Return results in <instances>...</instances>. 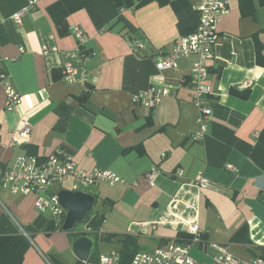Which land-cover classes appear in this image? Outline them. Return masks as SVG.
Masks as SVG:
<instances>
[{
	"label": "crops",
	"instance_id": "obj_1",
	"mask_svg": "<svg viewBox=\"0 0 264 264\" xmlns=\"http://www.w3.org/2000/svg\"><path fill=\"white\" fill-rule=\"evenodd\" d=\"M31 1L0 0L3 70L23 101L7 110L0 82V163L11 167L22 154L63 152L83 170H109L136 184L78 191L102 195V208L93 213L105 215L100 236H131L141 251L187 241L179 233L197 220L205 241L243 258L264 254V0H228L230 13L219 25L210 62L214 93L204 102L212 114L200 141L193 140L199 116L190 86L195 58L164 72L154 59L182 35L177 10L191 5L199 13L198 0ZM25 9L18 23L13 17ZM188 16L184 27L191 31ZM75 26L85 36L80 45ZM68 66L75 69L70 79L62 76ZM157 78L171 94L155 108L133 103ZM25 122L32 125L30 137L11 145ZM228 164L237 172L227 171ZM179 169L183 177L176 176ZM153 170L154 186L146 178ZM200 175L205 185L192 184ZM243 226L249 241L235 242ZM84 227L64 231L52 215L38 213L34 195H13L0 186V264H98L101 254L122 250L116 238L96 243L89 231L93 249L80 260L73 245ZM193 250L204 255L201 262H212L213 249Z\"/></svg>",
	"mask_w": 264,
	"mask_h": 264
},
{
	"label": "built area",
	"instance_id": "obj_2",
	"mask_svg": "<svg viewBox=\"0 0 264 264\" xmlns=\"http://www.w3.org/2000/svg\"><path fill=\"white\" fill-rule=\"evenodd\" d=\"M199 22L196 30L187 35H181L174 43L171 51L159 49L154 56L159 72L179 67L180 61L185 57H194L195 61L191 67L190 86L193 93V102L199 108L197 118L198 130L193 136L194 141L202 140L207 132V120L212 110L205 106L206 97L214 93L210 80V62L215 58V47L219 41V25L222 19L230 13L228 0H198ZM31 1L30 5L34 4ZM27 9L14 15V19L20 23ZM79 45L85 41L83 30L75 26L72 31ZM143 46V45H141ZM24 49H22V52ZM4 57L0 52V82L6 94V109L13 111L22 104V96L14 87L10 75L3 70ZM75 74L71 66L62 70V76L70 79ZM157 78L148 90L133 97V103L141 104L149 108H155L164 97L171 94V90L164 84L158 85ZM247 83L246 87H250ZM32 125L29 122L14 134L11 145H23L30 137ZM165 156V155H163ZM226 170L236 173L237 167L228 164ZM183 169L176 172V176L183 177ZM156 170L146 174L149 183L155 185ZM72 180L73 192L82 186H98L107 184L111 187L117 184L128 185L127 181L109 170L95 169L86 171L78 167L76 161L68 154L59 152L47 158H40L33 154H22L18 156L11 167H4L0 163V186L13 195L35 196V208L39 214L52 215L56 222L64 224L67 210L59 202V186ZM207 179L200 175L196 185H205ZM84 231H91L86 226ZM101 232V231H100ZM188 235L187 242H171L164 247H158L150 251H140L132 256L130 260L123 258L121 251L112 250L99 256L98 264H264V257L243 258L234 253L227 245L204 240V234L197 220H191L184 229ZM194 248L214 250L212 262L198 261L193 255Z\"/></svg>",
	"mask_w": 264,
	"mask_h": 264
},
{
	"label": "trees",
	"instance_id": "obj_3",
	"mask_svg": "<svg viewBox=\"0 0 264 264\" xmlns=\"http://www.w3.org/2000/svg\"><path fill=\"white\" fill-rule=\"evenodd\" d=\"M120 4L122 5H127L125 0H119ZM188 13L192 14V21L191 24H195L192 28L191 31H187V27H184V23H185V19L186 17L188 18ZM177 14L179 16L180 22H179V27L180 30L182 32V35H187L190 34L192 32H194L198 26V22H199V13H197L191 5L185 6L179 10H177ZM194 18V19H193ZM128 25H131L127 20H126ZM92 211V210H91ZM90 212H87L85 215V218L83 219V221L81 222L82 225H85L87 228H89L91 231H94L93 233H95L96 236V243L98 241H102V242H106V241H112L115 238L117 239V242H119L122 245V250L121 253L123 255V258L126 260H130V258H132V256L138 252H140L141 250H139L138 246H137V241L132 238L131 236L128 235H122V236H116V235H108L105 237L100 236V231L101 228L104 224V220H105V215L104 214H92ZM76 225V224H75ZM50 230H54V222L51 223L50 225ZM96 231V232H95ZM87 233H89V231H79L77 233L78 237H81L83 235H87ZM179 237H185L187 238L188 241V235L186 233L180 232L179 233ZM248 237V228L247 226H243L238 232L237 234L234 236V241L235 242H239L241 243L242 241H249V239H247ZM247 239V240H246ZM184 241V242H187ZM241 241V242H240ZM178 242V241H177ZM264 253V250H263ZM262 257H264V254L261 255ZM99 260V257H98Z\"/></svg>",
	"mask_w": 264,
	"mask_h": 264
},
{
	"label": "water",
	"instance_id": "obj_4",
	"mask_svg": "<svg viewBox=\"0 0 264 264\" xmlns=\"http://www.w3.org/2000/svg\"><path fill=\"white\" fill-rule=\"evenodd\" d=\"M60 204L67 210V217L63 224L64 231L74 229L77 222H82L87 212H90L95 204V197L83 191L72 192L60 190L58 193ZM94 234V241H96ZM93 238L89 236L79 237L73 245V250L80 260H87L93 249Z\"/></svg>",
	"mask_w": 264,
	"mask_h": 264
},
{
	"label": "rangeland",
	"instance_id": "obj_5",
	"mask_svg": "<svg viewBox=\"0 0 264 264\" xmlns=\"http://www.w3.org/2000/svg\"><path fill=\"white\" fill-rule=\"evenodd\" d=\"M81 189L82 190H86L85 188H82V187H81ZM101 192H102V189H101ZM96 195H97V199H96L94 207H93V209L91 211L92 214L95 213L96 211H100L101 208H102V201H103L102 195L99 193V191L96 193ZM81 228H82V223L81 222H77L76 225L74 226V229H76V230H80ZM192 255L197 260L202 261L204 259V255L201 252L197 251V250H193Z\"/></svg>",
	"mask_w": 264,
	"mask_h": 264
}]
</instances>
